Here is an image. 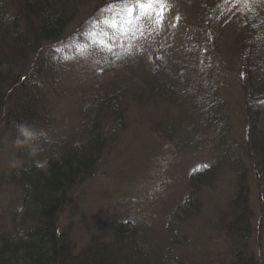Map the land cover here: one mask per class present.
<instances>
[{
  "label": "trees",
  "instance_id": "obj_1",
  "mask_svg": "<svg viewBox=\"0 0 264 264\" xmlns=\"http://www.w3.org/2000/svg\"><path fill=\"white\" fill-rule=\"evenodd\" d=\"M109 2L0 0V144L6 137L15 139L21 124L34 131L48 126L51 109L44 82L52 69L41 61V52L48 47L53 53L68 28L86 15L85 21L108 14ZM174 8H178L176 14L189 16L188 24L196 29L194 33L188 26L184 49L178 51L181 56L175 55V62L141 41L140 48L146 50L135 55L139 47H128L126 36H120V41L112 42L115 52L128 48L132 52L123 56H127L124 76L100 90L90 117L75 131L76 144L50 142L49 155L40 153L49 158L43 163L39 159V165L31 157L19 161L18 152L12 161L0 164V264H161L143 249L145 236L140 229L131 230L120 218L109 220L106 212L98 218L104 235L93 234L79 253H73L71 238L60 225L66 197L94 174L106 149L105 119L124 129L129 100L139 103L143 114L144 101L156 93L160 99L151 110L155 113L156 106L167 107L169 114L156 120L155 128L166 134L167 141L193 133L204 143L213 141L215 148L210 163L202 162L201 168L191 171L184 203L172 215L167 212L169 231L175 230L180 237L178 229L192 233L196 219H208L216 231L228 235L231 255L235 251L234 258H222V264H259L250 182L252 176L257 177L261 189L264 232V0H167L165 10L173 12ZM119 9L123 5L115 6L113 12ZM115 19L131 30L130 39L138 40L155 23ZM131 65L139 68L142 78L131 77L135 74ZM132 78L139 82L133 83ZM235 115L247 131L243 144H235L232 137ZM157 130L154 135L159 136ZM201 132H212L213 137ZM2 151L0 147V155ZM225 179L235 185L234 191L225 200V211L216 213L222 199L211 205L204 199L205 192L220 191ZM184 233L187 238L189 234ZM171 244L178 247L180 243L172 240Z\"/></svg>",
  "mask_w": 264,
  "mask_h": 264
},
{
  "label": "rangeland",
  "instance_id": "obj_2",
  "mask_svg": "<svg viewBox=\"0 0 264 264\" xmlns=\"http://www.w3.org/2000/svg\"><path fill=\"white\" fill-rule=\"evenodd\" d=\"M176 11L178 12V8H174L173 12L165 10L162 24H152L147 35L139 37V40L134 37L130 39L129 28L127 34H122L121 29L108 27L105 18H112V13H99L85 21L89 16L86 15L84 20L77 21L68 28L65 39L54 47V56L52 50L45 47L41 52V61L52 69L51 75L44 82L48 86L47 97L51 109L48 126L35 130L36 136L30 145L35 149V154L30 153L29 147L16 145L18 135L15 139L13 136L6 137L0 144L3 148L0 164L12 161V155L17 156V152L19 161L26 157L39 161L43 157L40 153L48 148L47 144L50 142L51 145L76 144L72 139L77 133L75 131L81 129L82 122L90 117L92 104L99 98V92L102 88L110 87L112 83L108 82L111 80L122 79L127 63V56L117 59L112 51L96 45L98 37L108 42V48L114 50L112 42L120 41V36L125 35L128 47L131 44L139 47L140 52L136 51L135 55H141L146 50L140 48V43L144 42L146 48L148 44L152 48H158L166 59L175 62V55L181 56L178 51L184 49L188 26L194 33L196 31L194 26L188 24L189 16L185 18L184 12L176 14ZM119 12L122 11H116ZM151 39L152 43L149 42ZM48 50L51 52L48 53ZM132 65L131 71H135V74L131 73V77L141 76L139 68ZM132 82L137 84L138 78H132ZM187 93L191 94L189 91L185 92ZM159 99L160 96L156 93L155 97L145 100L147 108L143 114L139 108L141 105L129 100L124 129L115 126L109 118L105 119L103 137L106 139V149L94 174L66 197L61 231H66L70 236L73 253H79L87 247L93 234L104 235L103 224L98 218L99 213L106 212L109 220L120 218L131 230L140 229L145 236L143 249L150 259H159L161 264H179L178 259L184 264H222V258L227 259L228 256L232 260L235 251L231 255L228 235L224 231H216L208 219L203 218L204 222L196 219L192 233H188L186 229H178L180 237L175 230L169 231V222L165 221L167 212L172 215L184 203L183 197L188 194L187 182L191 171L201 162L210 163L215 148L213 141L204 143L201 137L197 139L193 133H189L188 137H178L176 142L167 141L166 134L159 133L155 128L159 125L155 121L165 119L169 114L167 107L159 109L160 106H156L158 110L155 113H161L162 116L155 117L151 110V106L157 104ZM171 117H175V112ZM233 120L232 137L235 144H243L247 131H244L239 115H235ZM238 120L240 123L237 125ZM155 130L159 136L154 135ZM205 136L213 137V134L211 132ZM234 172L235 168L230 172L233 178ZM252 177L250 204L255 217L253 241L257 243L254 249H257L259 264H264V232H261L263 197L257 177ZM225 181L224 190L222 184L220 191L214 190L212 194L208 190L205 192L209 201L206 197L204 199L211 202V205L217 201L216 204L220 203L222 199V208L216 213L225 211V200H229L234 191L235 185L232 187L229 179ZM184 231L189 234L187 238H184ZM172 240L181 245L174 246L171 244Z\"/></svg>",
  "mask_w": 264,
  "mask_h": 264
},
{
  "label": "snow or ice",
  "instance_id": "obj_3",
  "mask_svg": "<svg viewBox=\"0 0 264 264\" xmlns=\"http://www.w3.org/2000/svg\"><path fill=\"white\" fill-rule=\"evenodd\" d=\"M247 3L248 0H245ZM117 5H123L122 12H113V8ZM167 0H110L106 5L105 11L112 13V18L106 17L110 27H117L121 29L122 34H127L128 28L117 22L115 17H122L129 23L132 19L138 21H152L162 24ZM156 18L155 20L153 18ZM101 48H107L112 51L117 59L122 58L124 55H131V48L125 49L124 52L115 53L112 48H108V42L102 38L97 40Z\"/></svg>",
  "mask_w": 264,
  "mask_h": 264
},
{
  "label": "clouds",
  "instance_id": "obj_4",
  "mask_svg": "<svg viewBox=\"0 0 264 264\" xmlns=\"http://www.w3.org/2000/svg\"><path fill=\"white\" fill-rule=\"evenodd\" d=\"M36 132L31 129L29 126L21 124L19 126V135L15 141L17 146L20 147H29V151L32 154H35V149L31 148V142L34 140Z\"/></svg>",
  "mask_w": 264,
  "mask_h": 264
}]
</instances>
